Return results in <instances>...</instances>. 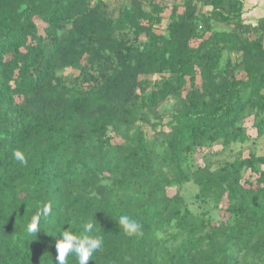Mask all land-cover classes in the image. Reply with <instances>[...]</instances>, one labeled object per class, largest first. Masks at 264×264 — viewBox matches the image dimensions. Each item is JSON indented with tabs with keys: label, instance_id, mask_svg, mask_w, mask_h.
<instances>
[{
	"label": "trees",
	"instance_id": "1",
	"mask_svg": "<svg viewBox=\"0 0 264 264\" xmlns=\"http://www.w3.org/2000/svg\"><path fill=\"white\" fill-rule=\"evenodd\" d=\"M167 1L0 0V264H57L60 227L88 220L103 243L87 264H264V155L244 125L264 135V20Z\"/></svg>",
	"mask_w": 264,
	"mask_h": 264
},
{
	"label": "clouds",
	"instance_id": "2",
	"mask_svg": "<svg viewBox=\"0 0 264 264\" xmlns=\"http://www.w3.org/2000/svg\"><path fill=\"white\" fill-rule=\"evenodd\" d=\"M14 158L22 165L27 164L24 154L17 150L13 152ZM53 206L51 202L42 203L40 208L33 214L26 224V232L29 236H36L41 228V221H48L51 217ZM118 226L127 236L139 235L141 225L136 220L131 219L128 215H120L117 219ZM95 225L92 220L83 223V231L75 234L68 228L59 229L58 238L55 239V251L57 264H67L70 254H73L78 264H87L94 252L102 248V240L91 235Z\"/></svg>",
	"mask_w": 264,
	"mask_h": 264
},
{
	"label": "rangeland",
	"instance_id": "3",
	"mask_svg": "<svg viewBox=\"0 0 264 264\" xmlns=\"http://www.w3.org/2000/svg\"><path fill=\"white\" fill-rule=\"evenodd\" d=\"M156 1H159V0H156ZM181 2V0H176L175 2H172V1H167L168 5L171 6V4H174V3H179ZM112 7L114 6V0H109L108 2ZM182 8L179 10L180 12H182ZM206 11V10H205ZM168 14H169V10L166 11L162 17L164 19V22L161 26H159V28L157 29V32L158 31H163L164 28H165V25L167 24L168 20H167V17H168ZM38 27H39V32L41 33L42 32V25L38 22ZM193 45H195V43H193ZM226 63V57L224 56L222 58V64L223 66L225 65ZM75 74L77 75V72L75 71H72V70H67L63 75H71V74ZM245 128L247 129V134L249 135L250 137V142L248 143V147H251V149L254 151V153L257 155V156H263L264 155V135L260 138H257V133H256V130L255 128L253 127L252 125V119H247L245 122ZM114 142H119L118 139H115ZM241 147L239 146H235L233 147V151H238ZM221 151V147L220 146H215L213 147L212 149H209V150H203L201 152H199L197 154V158L199 160V162H201V157L202 155L206 154V153H219ZM247 153H245L244 155H246ZM233 155V152L231 151H228L226 153V158L228 159H231ZM224 156V155H223ZM243 182L247 183V182H252L253 184L255 183V177L252 176L249 172H247L243 178ZM192 190V189H191ZM176 192L175 189H170L168 190V194L170 196L174 195ZM220 220L221 221H226V217L225 215L223 214V212L220 213Z\"/></svg>",
	"mask_w": 264,
	"mask_h": 264
},
{
	"label": "crops",
	"instance_id": "4",
	"mask_svg": "<svg viewBox=\"0 0 264 264\" xmlns=\"http://www.w3.org/2000/svg\"><path fill=\"white\" fill-rule=\"evenodd\" d=\"M242 5V19L245 23L256 25L264 20V0H238ZM205 10H210L206 8ZM264 35V30H263Z\"/></svg>",
	"mask_w": 264,
	"mask_h": 264
}]
</instances>
